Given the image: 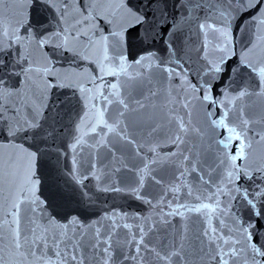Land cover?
<instances>
[{"label": "snow or ice", "instance_id": "snow-or-ice-1", "mask_svg": "<svg viewBox=\"0 0 264 264\" xmlns=\"http://www.w3.org/2000/svg\"><path fill=\"white\" fill-rule=\"evenodd\" d=\"M0 264H264V0H0Z\"/></svg>", "mask_w": 264, "mask_h": 264}]
</instances>
